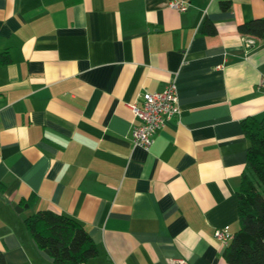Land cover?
<instances>
[{
  "label": "crops",
  "instance_id": "crops-1",
  "mask_svg": "<svg viewBox=\"0 0 264 264\" xmlns=\"http://www.w3.org/2000/svg\"><path fill=\"white\" fill-rule=\"evenodd\" d=\"M168 1L0 0L6 264H53L24 225L42 209L86 229L97 254L82 264H229L213 233L238 229L241 121L264 117V38L237 25L264 0ZM172 80L178 115L133 146L128 104Z\"/></svg>",
  "mask_w": 264,
  "mask_h": 264
},
{
  "label": "trees",
  "instance_id": "trees-1",
  "mask_svg": "<svg viewBox=\"0 0 264 264\" xmlns=\"http://www.w3.org/2000/svg\"><path fill=\"white\" fill-rule=\"evenodd\" d=\"M230 0L220 8L230 7ZM242 34L264 38V17L237 25ZM214 23L204 21L202 33L213 35ZM0 62H8L7 55ZM248 140L246 162L240 176L237 198L238 229L225 245L223 257L229 264H264V117L248 116L241 121ZM24 225L36 246L47 250L53 264H82L97 254L86 229L73 218L42 209L24 218ZM0 264H6L0 250Z\"/></svg>",
  "mask_w": 264,
  "mask_h": 264
},
{
  "label": "built area",
  "instance_id": "built-area-1",
  "mask_svg": "<svg viewBox=\"0 0 264 264\" xmlns=\"http://www.w3.org/2000/svg\"><path fill=\"white\" fill-rule=\"evenodd\" d=\"M168 6L178 11H184L187 8V4L182 0H169ZM259 85L264 89V77L260 79ZM128 106L134 117L140 121L131 130L132 144L148 150L154 143L156 130L166 119L179 113L177 84L172 80L161 91L144 92L139 104L132 102ZM213 235L224 245H227L233 237L228 226L215 229Z\"/></svg>",
  "mask_w": 264,
  "mask_h": 264
},
{
  "label": "water",
  "instance_id": "water-1",
  "mask_svg": "<svg viewBox=\"0 0 264 264\" xmlns=\"http://www.w3.org/2000/svg\"><path fill=\"white\" fill-rule=\"evenodd\" d=\"M15 209L17 210V211H20L21 209H22V207L21 206H15ZM46 253H48V251L47 250H44Z\"/></svg>",
  "mask_w": 264,
  "mask_h": 264
}]
</instances>
